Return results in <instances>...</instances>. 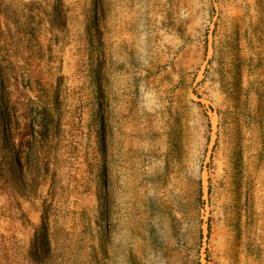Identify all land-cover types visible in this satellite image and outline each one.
Masks as SVG:
<instances>
[{"label": "rangeland", "instance_id": "374dc122", "mask_svg": "<svg viewBox=\"0 0 264 264\" xmlns=\"http://www.w3.org/2000/svg\"><path fill=\"white\" fill-rule=\"evenodd\" d=\"M0 264H264V0H0Z\"/></svg>", "mask_w": 264, "mask_h": 264}]
</instances>
